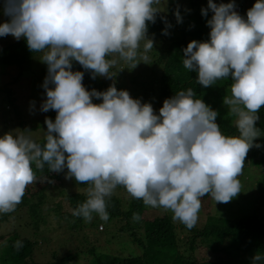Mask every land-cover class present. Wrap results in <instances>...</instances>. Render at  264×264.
Returning a JSON list of instances; mask_svg holds the SVG:
<instances>
[{
    "label": "clouds",
    "instance_id": "1",
    "mask_svg": "<svg viewBox=\"0 0 264 264\" xmlns=\"http://www.w3.org/2000/svg\"><path fill=\"white\" fill-rule=\"evenodd\" d=\"M160 3L6 0L10 20L0 24V36L26 37L29 49L42 53L48 65L42 111L55 110L57 115L55 122L45 120L43 144L30 131L0 137V214L13 212L27 187L37 182L33 165L41 171L47 165L57 173L66 167V178L89 185L87 199L72 210L85 221L93 213L108 220L106 198L118 186L145 206L170 210L173 220L188 229L197 224L202 197L210 194L215 202L228 203L242 191L239 176L260 136L255 122L264 107V0H256L247 19L232 2L208 0L214 13L208 20L210 40H193L184 50V68L198 71L204 87L231 76V95L224 104L237 117L239 135H224L216 122L218 113L196 98L192 88L165 99L157 115L150 103L142 104L114 84L104 92H89L83 73L71 70L75 60L92 70L93 78H112L117 57L132 68L147 61L153 49L147 22H155ZM202 12L207 15V10ZM93 97L102 103H93ZM133 219L139 220V213ZM22 246L15 243L17 249ZM262 259L255 254L253 264Z\"/></svg>",
    "mask_w": 264,
    "mask_h": 264
},
{
    "label": "trees",
    "instance_id": "2",
    "mask_svg": "<svg viewBox=\"0 0 264 264\" xmlns=\"http://www.w3.org/2000/svg\"><path fill=\"white\" fill-rule=\"evenodd\" d=\"M202 10H207V15H204ZM177 12L180 14L179 21ZM213 14L208 6L199 3L198 0H189L186 9L181 8V5H174L166 12H157L155 22H147L146 35L153 40V49L147 53L148 60L142 61V68L131 76L134 91L129 94L149 90L159 98L169 99L179 91L192 88L196 98L202 99L218 113L216 122L222 133L226 136H236L239 135L236 127L237 117L231 114L229 107L224 104V98L231 95L230 88L233 82L231 76L204 87L198 82V71L187 70L183 66L184 50L191 41L210 40L211 27L208 20ZM140 51L143 52V47ZM37 53L29 49L26 37L6 42L0 45V67L14 66L13 71L17 79ZM117 59V65L111 69L112 73L117 74L111 80L100 75L93 78L92 70L85 69L75 60L71 62V70L83 73L82 83L89 92L93 89L104 92L113 84L118 90H124L120 81L124 73L123 69H120L123 68L120 65L123 60L118 57ZM128 65L131 66L129 63ZM136 67H139V64ZM47 77L48 66L34 80L41 89L43 103L47 99V90L44 87ZM48 87L52 88L54 85L49 83ZM92 100L96 104L102 103V98L93 97ZM56 115L55 110L44 111L45 120L48 118L55 122ZM257 115L259 119L255 126L259 129L260 136L255 138L254 146L246 156L245 161L249 163H244V166L258 163L257 167L260 169L255 207L249 214L234 219L216 218L209 210L205 217L201 216L204 220L201 226L196 224L188 229L184 224L173 220V213L170 210L161 208L160 210L164 211L162 215L147 218L144 214L150 206H145L142 200L135 199L129 194L123 201L120 197L123 195L117 190L110 198H106L108 219L112 225L111 230L107 231L105 227L99 228L102 221L96 213L92 214L91 221L72 215V210L87 199L86 191L59 192L61 195L64 194L71 211L64 209L59 201L52 207L44 208V203L48 202L46 189L60 182L61 176L60 173L49 171L47 165L43 171L35 169L33 165L38 177L37 182L27 187L22 202L13 212L0 214V264H253L252 257L255 254L259 253L264 257V211L261 209L264 206V107H261ZM37 142L43 144L45 140L41 138ZM256 144L260 147H256ZM118 188L121 189L120 186ZM124 193H127L126 189ZM209 195L202 197V201ZM50 208L53 215L58 218L57 226L62 224L66 225V228L76 230L80 223L81 229L87 227L88 230V226L93 223L100 233L99 237H104L102 241L106 239L115 243L126 240L138 249L135 253L131 252L133 254L128 251L123 256L114 254L105 243L99 245L92 243L93 245L85 248L78 244L74 246L76 240L85 244L87 237L65 240L60 238V235L67 237V230L50 232L46 229ZM133 213H139L140 219L134 220ZM53 236H58L59 240L57 238L55 240ZM17 241L23 244L19 249L15 247ZM62 242L66 247L63 252H59V248L46 251L52 244L55 246L56 243ZM39 249L47 254L39 252L38 256L48 255L49 261L39 263L33 259L35 251ZM201 250L206 252V256H197ZM216 250H224L229 256L228 259L212 257L210 253ZM257 264H264V259Z\"/></svg>",
    "mask_w": 264,
    "mask_h": 264
},
{
    "label": "rangeland",
    "instance_id": "3",
    "mask_svg": "<svg viewBox=\"0 0 264 264\" xmlns=\"http://www.w3.org/2000/svg\"><path fill=\"white\" fill-rule=\"evenodd\" d=\"M199 3L208 6V0H198ZM214 3L217 5L221 3H234V10L237 11L244 19H247V11L256 3V0H213ZM189 0H161L160 8L161 12H166L167 10L171 9L174 5H181V8L188 7ZM5 6L6 0H0V24L8 22L10 17L5 14ZM190 6V5H189ZM189 9V8H188ZM182 11V10H178ZM149 38V37H148ZM16 38L12 35L0 36V45L6 42L15 40ZM143 41H141V47H143ZM42 53H37L32 57V60L29 66L25 69L23 74L16 79L15 77V67H0V137H2L5 133H13L16 135L20 132H31V136L35 141L40 140L41 138L44 139L45 134L47 133V124L45 123L44 119V111H42L43 99L41 95V89L36 84L35 78L43 72L48 65L41 60ZM139 59V58H137ZM124 62V63H123ZM130 64V63H129ZM139 67L132 68V65H128L127 62L122 61L121 66H123L124 73L122 74V78H120L122 88L127 90L129 93L133 90L134 87L131 82V76L136 74L137 70L142 68V61L138 63ZM119 65V66H120ZM117 71V70H116ZM117 74V72H115ZM108 80L111 78L104 77ZM137 93V95H136ZM136 93H132L130 96L133 99H139L141 103H150L154 109V112L159 115V110L163 106L165 99L159 98L155 95V93L148 90L140 93L139 91ZM237 120V118H236ZM251 150V149H250ZM250 153V152H248ZM249 163V162H244ZM258 163H253L249 165H245L242 170V174L239 176V180L241 182L242 188L241 192L238 193L236 197H234L228 203H220L215 202L212 199L211 195H209L205 200L202 201V207L198 214V221L197 224L201 226L204 222L201 216H206V214L211 210V213L216 218H229L234 219L241 215L249 214L253 208L255 207V196H256V185L257 181L260 177V169L257 167ZM67 168L65 167L63 171L60 173V182H56L54 185L48 187L46 189V195H48V202L44 203V208L52 207L55 202L59 201L63 208L71 211V207L69 206L64 194H59V192L65 191H73V192H85L86 189L89 187L88 184H78L74 177L66 178L67 175ZM55 182V181H54ZM119 187V186H118ZM116 188L113 194L116 193L117 190L120 191V196L123 201L126 200L128 197V193H124V187L120 186L121 189ZM123 193V194H122ZM207 208V209H206ZM161 208H153L150 207L149 210L144 214L147 218H151L156 215H162L163 210ZM163 209V208H162ZM264 211V206L261 207ZM48 218L47 222L48 225L46 229L50 232L53 231H66L67 230V237H61L64 235H60V238L68 239V238H82L87 237L85 240V244L83 241H77L74 246L81 245V247H88L95 243L99 245V243H105L108 248L114 252V254H119L125 256L129 251L130 254H133L137 251L138 247L132 245L130 241H118L115 243L111 240L110 242L106 239H103L100 236V233L95 229L93 223H91L87 227H82L81 224L78 223L80 226L78 229L66 228V225L60 224L57 226L58 218L53 215L51 208L48 210ZM55 216V217H54ZM97 219V218H95ZM100 219V218H99ZM101 225L99 228L105 227V230H111V222L110 219L107 221L101 220ZM178 222V221H177ZM180 223V222H179ZM90 234V236H88ZM182 235V234H181ZM29 236V235H27ZM59 240L58 236H53ZM54 240V241H55ZM101 240V241H100ZM71 248V250L74 248ZM59 248V252H63L66 247L64 243H56L52 244L46 251L53 250ZM83 248V249H84ZM42 250L35 251V255H33V259L39 263H45L50 260V256H38V254H47L45 252H41ZM40 252V253H39ZM133 252V253H131ZM112 253V252H111ZM212 257L216 259H228V254L224 250H216L210 253ZM198 257L206 256V252L201 250L197 254ZM81 259V258H80ZM83 260V259H81Z\"/></svg>",
    "mask_w": 264,
    "mask_h": 264
}]
</instances>
